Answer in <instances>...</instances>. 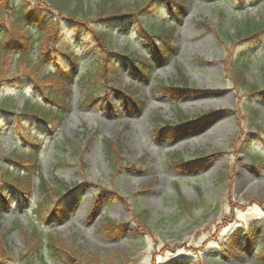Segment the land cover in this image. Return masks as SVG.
<instances>
[{"label": "rangeland", "instance_id": "obj_1", "mask_svg": "<svg viewBox=\"0 0 264 264\" xmlns=\"http://www.w3.org/2000/svg\"><path fill=\"white\" fill-rule=\"evenodd\" d=\"M113 1L124 5L142 0ZM99 2L84 0L87 26L104 27L97 15ZM184 4L175 20L164 4L155 5L153 14L145 16L150 31L155 24L160 33L163 23L173 29L169 54L161 60L151 51V38L139 35L142 27L135 19L113 29V54L107 57L112 64L120 63L114 75L109 66L114 89L106 87V76L97 77L92 86L79 80L81 73H95L91 61L99 60L102 51L93 35L83 32L78 37L75 29L64 28L58 42L73 45L78 75L70 84L68 115L54 135L40 130L31 117L21 116L25 101L46 103L34 87L12 85L0 90L1 102L15 96L11 114L0 113V191L8 201L0 210V237L5 236L12 250L8 264H22L21 257L29 254L24 232L34 226L52 234L75 260L86 264H264V0H186ZM49 16L63 19L60 13ZM2 19L9 23L8 15ZM45 43H36L35 57L45 53ZM123 54L142 57L152 65L146 82H138L127 66L121 67ZM49 57L70 67L53 49ZM237 61L249 64L246 80L255 91L236 85L229 75L227 69ZM180 75L190 91L171 94L160 88V84L180 85ZM124 87L133 92L130 109L121 102ZM199 88L203 96L194 97ZM214 89L229 99L227 106L214 107L218 99L204 94ZM89 93L99 98L94 100ZM135 102L140 109H133ZM183 117L194 123L176 129ZM163 121L176 130L158 137ZM117 137L124 152L115 172L101 138ZM29 143L42 148L41 174L56 190L58 186L64 191L62 184L78 187L67 217L51 227L44 217L56 201L54 196L43 200L38 178L36 193L27 204L1 180L7 165L12 166V154H26ZM12 172L15 178L20 170L15 166ZM177 192L196 203L191 214L184 215L173 205ZM17 221L21 228L13 231ZM43 253L46 264H73L64 252Z\"/></svg>", "mask_w": 264, "mask_h": 264}, {"label": "trees", "instance_id": "obj_2", "mask_svg": "<svg viewBox=\"0 0 264 264\" xmlns=\"http://www.w3.org/2000/svg\"><path fill=\"white\" fill-rule=\"evenodd\" d=\"M35 5H30L25 0H0V90L9 86L27 85L33 88L43 98L46 103H35L31 105L30 101H25L21 116L31 117L36 120L40 130L45 133L54 135V131L57 127L61 126L66 116L68 115V98L71 95L70 84L71 81L77 78V57L74 55V47L69 43H59L58 37L64 28H73L78 37H82V33L86 32L89 35L94 36V41L98 43V48L102 51L101 58L99 60H92V66L96 67L95 73H81L79 80L87 82L91 85V82H98L97 77L106 76V87L114 89V85H111L109 76V66L113 67V75L119 68V61L112 64V61L108 59L107 55H112L113 51L110 50V37L113 34L115 28L126 26L130 19H135L142 27L139 30V35L143 38H151V51L156 56V59H162L168 55L169 47L171 44V36L173 35V29L168 25L162 24V31L157 33L158 28L155 24L153 29L148 30L144 25V20L153 14L154 6L164 4L169 16L173 19H177L182 12V8L185 7L186 0H142L141 2H135L133 4H120V1L113 0H100L98 5L97 15L100 17L99 21L103 22L104 27H92L87 26L84 20L87 16L86 6L84 0H35ZM60 13L62 18L54 17L49 19V15ZM146 14V15H144ZM8 15L9 23L4 24L2 16ZM221 17L224 16L221 14ZM79 18V19H78ZM84 18V19H83ZM114 29V30H113ZM260 32L252 35H246L247 37H253ZM161 38L163 41H161ZM166 39V40H164ZM45 43L48 48L45 53L39 57L34 56L36 50V43ZM90 42L89 45L95 43ZM93 47V46H92ZM90 46V49L92 48ZM56 51L63 55V57L70 64L68 66H62L61 63L55 62L54 59H50V51ZM244 53L241 54L243 56ZM125 61H121V67L127 66L131 76L140 83H144L152 74L153 68L150 63L139 56L120 55ZM101 61V62H100ZM14 65V75L11 74V66ZM52 65V68L47 66ZM247 62L237 61V64L227 69L231 78L235 81L236 85L241 88L250 86L255 91L253 85H250L247 80V74L249 69ZM106 67V68H104ZM108 67V69H107ZM46 69V72L44 70ZM111 73V75H112ZM85 74V76H83ZM182 74V73H181ZM183 75V74H182ZM180 75V85H164L160 84V88L164 92H183L190 91V86L185 78ZM94 88V87H93ZM131 89L121 88L120 95L122 104L130 109L132 91ZM90 98L97 100L99 97L96 95ZM14 98L8 101H0V113L11 114L9 109L14 105ZM176 98V97H175ZM87 100V97L86 99ZM93 101V100H92ZM131 103H130V102ZM9 102V103H7ZM132 105L133 109H140V105L136 103ZM111 108V106H109ZM190 120V119H189ZM187 117L182 118V122L175 125L176 129H182L193 122H190ZM163 125L157 128L158 137H164L167 132L174 133L176 129L174 126L167 124L163 121ZM24 123L20 121V126ZM103 150L108 164L118 172L120 169V162L122 160L121 155L124 152L123 146L120 145L119 137L116 139L101 138ZM29 148L25 149L26 152L22 155L15 151L12 155L13 158L9 159L12 166L5 168L7 174L1 175L3 184L7 185L13 193L18 192L24 197V204H27L31 197L36 193L34 188L35 179L38 178L39 183L37 185V191L43 194V200L47 201L48 196H54L55 204L50 210L47 216L44 217L46 226L51 227L58 221H62L68 215V204L71 202L74 191L77 186L68 187L65 184L60 185L64 187V191H58L43 177L41 174V153L42 148L38 144L29 143ZM80 152L79 150H77ZM181 163H185L181 161ZM185 167L189 166V163L184 164ZM17 166L20 173L17 177L12 176V171ZM1 187V186H0ZM1 190V188H0ZM2 191V190H1ZM0 191V210L1 206L8 205L6 195ZM174 206L179 212L191 214L195 209L196 203L187 201L181 193L177 192V196L174 197ZM173 198V199H174ZM60 200V202H58ZM177 200V201H176ZM58 202V203H57ZM172 204V203H171ZM25 208V206H22ZM139 218L143 219V213L139 215ZM19 222H15L13 231L19 230L21 227ZM118 226L112 225L111 228ZM43 231L37 226H34L29 231L24 232L27 252V256L21 257L22 264H46L43 251L49 250L55 256L64 252L68 255L66 245L54 238L52 234H44ZM5 237V236H4ZM0 237V264H8L13 260L12 250L8 245L6 238ZM75 253V252H74ZM76 254V253H75ZM72 257L73 264H86L85 261L75 260ZM181 264V263H178Z\"/></svg>", "mask_w": 264, "mask_h": 264}, {"label": "bare ground", "instance_id": "obj_3", "mask_svg": "<svg viewBox=\"0 0 264 264\" xmlns=\"http://www.w3.org/2000/svg\"><path fill=\"white\" fill-rule=\"evenodd\" d=\"M170 46H171V44H170ZM192 90H194V88L192 89ZM193 92H195L196 94H192V95H196V96H194V97H200V96H203L202 94H200L201 92H204V91H201V89L199 88V89H196L195 91H193ZM200 92V93H199ZM219 93H221L219 90H216V89H214V90H207V93H204L208 98H216V99H218L217 101L218 102H214L213 103V105H214V107H219V108H221L222 107V105H224L223 107H225V106H227L228 104H229V99L226 97V96H222V95H220ZM208 106H210V105H206V107H208ZM210 110H213V109H210ZM193 121V120H192ZM245 180H243L242 181V183L244 182Z\"/></svg>", "mask_w": 264, "mask_h": 264}]
</instances>
